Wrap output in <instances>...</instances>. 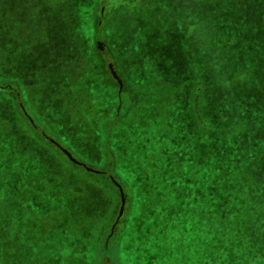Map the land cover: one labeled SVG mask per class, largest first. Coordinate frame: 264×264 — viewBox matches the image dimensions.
<instances>
[{"label": "rangeland", "instance_id": "1", "mask_svg": "<svg viewBox=\"0 0 264 264\" xmlns=\"http://www.w3.org/2000/svg\"><path fill=\"white\" fill-rule=\"evenodd\" d=\"M98 1L0 0V84L11 81L23 102L19 113L0 104V117L5 113L1 119L9 121L13 133L12 146L9 144L13 161L17 155L40 159L32 169L24 164L17 172L12 170V177L20 179L18 186L23 185L19 194L28 199L24 202L27 224H11L9 231L4 225L3 234L10 238L8 233H12L14 240L10 260L0 264H18L15 254L19 252L24 255L21 264H101L100 256L105 264H207L204 254L219 249L225 225L232 228L231 223H223L221 214L224 208H232L222 200L225 185L223 181L209 182L210 174L205 172L207 182L202 183L199 176L196 190L188 184L192 196L177 194V190L169 193L159 186L163 172L158 165L142 168L141 157L135 164L133 149L118 153L114 139L124 145L125 129L131 126L124 124L126 117L115 116L123 113L121 101L123 96L125 99L119 70L130 76H150V82H138V97L147 93L146 99L151 100L150 93H154L168 104L175 94L174 85L164 83L168 77L178 84L185 80L184 75L191 70L199 73L201 65L216 56L224 68H232L231 85L225 88L222 81L220 88L235 94V104L225 100L213 109L201 103L196 107L186 95L188 90L180 87L182 96L172 105L166 109L159 105L157 114L169 116V124L161 126L159 117L148 116L149 108L154 113L158 106L152 101H145L142 113L139 111L142 117L137 118L148 124V136L155 139L167 126L170 131L188 124L193 127L191 114L197 108L204 122L223 125L235 108L253 103L246 99L247 85L264 91V0H136L133 10L132 5L121 7L118 16L113 0L101 9L96 8ZM135 56H143L144 61ZM191 57L200 67L187 68ZM110 63L118 78L109 73ZM221 71L219 63L217 72ZM114 120L119 122L113 125ZM34 128L44 132L50 142L38 138ZM216 138L201 139L205 156L206 142L220 143ZM157 144L152 142V147ZM190 147L194 143L188 145L189 153ZM213 147L217 151V143ZM105 149L115 152L117 159L103 172L116 186H125L129 199L118 221L121 192L118 198L111 183L101 181L99 175L108 166ZM74 164L87 171L86 167L95 169L97 174H88ZM30 170L37 173L38 182L33 186L26 183ZM203 170H191L189 175L202 176ZM11 181L15 187L16 182ZM216 191L218 197L212 196ZM227 217L235 219L238 214L228 212ZM101 232L108 245H100ZM15 237H23L24 245L16 246ZM14 246L19 252H13Z\"/></svg>", "mask_w": 264, "mask_h": 264}, {"label": "trees", "instance_id": "2", "mask_svg": "<svg viewBox=\"0 0 264 264\" xmlns=\"http://www.w3.org/2000/svg\"><path fill=\"white\" fill-rule=\"evenodd\" d=\"M105 3L109 5L111 4V0H99L96 8L101 9ZM67 4L72 5L69 2H67ZM132 4L136 5L137 1L113 0L112 6L113 9H117L116 13H118V16L120 13L119 8ZM62 6L65 8V4H62ZM162 8L169 10L165 4H162ZM2 12L3 7L0 4V14H3ZM1 20L2 19L0 18V21ZM98 21L99 17L97 18V23ZM193 25L197 27L198 23L195 22ZM99 30L98 35L101 33ZM213 52L214 48L211 49V53ZM186 56L192 55L187 53ZM111 58L116 60L114 56H111ZM135 60L143 62L144 58L143 56H135ZM120 62L123 65L122 60ZM219 63L220 68L222 69L220 73L217 72ZM194 65L200 67V64L194 60V57L189 58V66L187 68H192ZM201 66L202 69L199 73H197L198 71L194 72L191 70V74L187 73L184 75L182 78L185 80H181L178 84L177 82H172V78L170 79V77H168V80L164 83H166L169 87L173 85L175 87V94L171 96V101H169L168 104L165 98H156L154 93L153 95L150 93L152 96L151 100L146 99L147 93L138 97V95L141 94L137 91L138 88L136 86L138 82L142 79L150 82V76H130L124 74L122 69L119 70V73L125 82L123 88L125 90V99L123 96L121 101L123 113L119 115L116 114L115 116H118V118L126 117V120L124 121L126 123L124 124L131 126H128L127 129H125L126 134L124 136L126 138V142L124 145L120 144V140L118 138V140L114 139L115 146L120 155H124L123 150H135V155L137 156L135 164L141 157L139 163L142 165V168H148V165H158L163 172V175L158 181L160 185L158 183L157 185L161 186L160 188H166L169 193L173 190H177V194L189 196L190 193L192 196L193 194L189 189L188 184H193L196 190L197 186H200L199 176L201 177L200 180L202 183L203 181L207 182L204 178L205 172L210 174L209 182L211 180H217L218 183L223 181L225 187L221 195L222 200L223 202L228 203V206H231L232 208H224L223 213H220L225 217V219H223V223H231L232 228L230 225L224 226L225 228L222 229L221 232L222 234H225V236H223L219 241L220 247L215 251V253L206 252L204 254L207 259L206 262L207 264H264V91H254L251 84L247 85V87L244 88L248 91L246 99L252 101L253 103L247 104L244 107L235 108L231 117L223 120L224 124L220 126H212L209 122H204L200 109L197 108L196 110L194 109V115L191 114L193 127L188 124L187 126L177 128L176 130H172L173 128H171L170 131L169 126H167L166 131L163 129V134L161 136L159 134L158 138L155 139L154 137L152 138L148 136V124L137 118L142 117L139 116V114L142 113V106L146 103L145 101H148V103L149 101H152L158 106L154 108V113L153 109L149 108L148 116L153 115V117H159L158 120L160 121L161 126L163 122L164 125L166 123L169 124V116L167 118H160L161 116L157 114L160 108L159 105L164 109H166L169 104L172 105V103L175 102L179 96H182V93L179 92L180 87H184L188 90L186 95L191 98L194 106H196V104L200 105L199 103H201L207 108L209 107V109H213L218 104H223L225 100L231 105L235 104L237 102L235 94L232 95L230 90H222L220 88L222 81L225 82V88L231 85L230 78L234 79L232 68H224L222 62L217 61L216 56H211V59L207 62V64ZM159 68L162 69L163 65L161 64ZM211 70L216 72V74H211ZM108 71L111 73L110 68ZM111 79L114 80L112 76ZM160 79L163 80L165 77L162 76ZM6 80L9 81L8 79ZM18 92L19 91L11 81L10 83L6 82L5 84H0V104H5V107L8 106L17 110L19 113V107L23 105V102L22 99H20L21 95ZM117 102L118 104L120 103L118 98ZM105 111V109H101L102 114H105ZM1 116L5 117V113H1ZM24 116L26 117H24V119L26 121L28 120V124H31L28 116ZM2 117H0V119ZM8 122H3L2 119L0 121V137H2L0 138V186H2L3 183L5 185L3 194L0 189V240L2 239V242L0 241V262L2 263H7L8 260H10L11 251L13 249L10 247V244H12L14 240H12V233H8L10 238L3 234L5 231L4 225H7V231H9L12 226L11 224L15 223L21 226L27 224V222H25L26 218L24 213L26 210L24 207L26 206H24V202L28 199L19 194V190L23 185L20 184L18 186L20 179L17 176L15 178L12 177L15 174L12 170L17 172L18 168L24 164L32 169L33 166H38L40 163L39 158L30 155H17L16 159H14L15 162L13 161L11 151L9 149L13 133L8 129ZM118 122L119 121L115 122L114 120L113 125ZM217 124H219V122ZM35 131L38 138H43L44 140H47V142H50L46 138L47 136L44 132L36 129ZM188 132L189 134H184ZM158 133L159 131L157 132V135ZM21 134L23 135V130L21 131ZM204 136H216V139L220 140V143L217 141L212 142L213 144H210L209 141L206 142V156L202 153L201 149V147H203L201 139ZM3 137L6 139L3 140ZM108 141L109 140H107V143ZM152 142L154 144L157 142L158 144L153 148ZM191 142L194 143V147H190L191 150L189 153L188 145ZM215 143H217V151H215V147H213ZM107 146H109V144ZM209 146L210 148L208 151ZM153 149H157L158 151L153 152ZM105 151L108 156V166L100 170L102 172H100L99 175L102 177L101 181L111 183V186L115 189L117 197L119 198V186H116L109 178V175L105 173L109 170V165L116 163L117 156L113 151H110L111 154L107 149H105ZM176 155L178 158H175ZM74 165L81 167L88 174H97L87 171L80 165ZM196 169H204L201 172L202 176L195 173L189 175L191 170L196 171ZM2 171H6L8 176H6ZM36 175L37 173L34 174L30 170L26 183H29V185L32 186L36 185L38 182ZM211 176H213V178ZM11 180L16 182L17 185L15 187L9 182ZM5 181H7L8 184H6ZM122 187L125 194L126 188L124 185H122ZM41 188H44V186L41 185ZM196 193L197 192H194V195ZM11 194L13 196L12 199ZM212 196L218 197V191H216ZM125 198L126 209L129 203L127 194H125ZM159 208L164 209L166 207L160 206ZM228 212H234L238 214V217L235 219H229L227 217ZM161 214H163V212H161ZM106 232H108V230H106ZM227 235L229 237H227ZM104 236L103 232H101L98 236L100 245H108L107 236ZM22 238L15 237V243L17 242L16 246L24 245ZM5 240L7 243L4 242ZM212 243L215 244L216 242ZM15 248L16 251L13 250V252H19L17 251L19 249L17 247ZM23 256L24 255H22L21 252L15 254V261L18 264H21L19 262L24 260L21 258ZM100 261L101 264H105L102 256H100Z\"/></svg>", "mask_w": 264, "mask_h": 264}, {"label": "water", "instance_id": "3", "mask_svg": "<svg viewBox=\"0 0 264 264\" xmlns=\"http://www.w3.org/2000/svg\"><path fill=\"white\" fill-rule=\"evenodd\" d=\"M110 71L111 73L116 77H117V73H116V70L115 68L113 67L112 63H110ZM121 83V80L118 79ZM72 160L77 163V164H81L79 161H77L76 159H74L73 157H71ZM89 171H94L95 169H92V168H89V167H86ZM98 172V171H97ZM119 188H120V192H121V208H120V212L118 214V218H117V221L122 217L123 213H124V210H125V206H126V198H125V194H124V191H123V188L118 184Z\"/></svg>", "mask_w": 264, "mask_h": 264}]
</instances>
